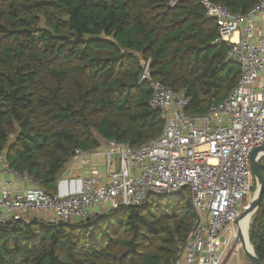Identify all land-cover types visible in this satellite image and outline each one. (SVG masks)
<instances>
[{"label": "trees", "instance_id": "1", "mask_svg": "<svg viewBox=\"0 0 264 264\" xmlns=\"http://www.w3.org/2000/svg\"><path fill=\"white\" fill-rule=\"evenodd\" d=\"M236 14L259 0H211ZM217 22L199 0H0V155L48 195L75 150L101 141L134 148L157 139L151 78L207 112L240 69L215 44ZM264 178V159L260 162ZM251 241L264 264V194ZM196 213L187 188L81 223L37 218L0 225V264H176Z\"/></svg>", "mask_w": 264, "mask_h": 264}, {"label": "built area", "instance_id": "2", "mask_svg": "<svg viewBox=\"0 0 264 264\" xmlns=\"http://www.w3.org/2000/svg\"><path fill=\"white\" fill-rule=\"evenodd\" d=\"M199 2L218 24L214 43L228 44L227 59L240 69L239 82L228 96L205 113H190L185 94L151 78L147 62L141 79L149 82L151 106L164 119L162 134L139 148L106 142L107 150L91 155L105 157L109 181L104 183L95 171L80 178L78 191L54 196L0 155V174L34 185L12 192L6 182L0 192V225L35 213L49 214L52 223H81L96 216L95 207L110 211L141 206L149 195L166 197L187 188L196 223L184 243L183 261L176 264H225L231 244L238 241L237 223L251 206L252 152L264 148V36L255 28V18L264 15V0L245 14L211 0ZM73 159L83 167L90 163L80 149Z\"/></svg>", "mask_w": 264, "mask_h": 264}, {"label": "crops", "instance_id": "3", "mask_svg": "<svg viewBox=\"0 0 264 264\" xmlns=\"http://www.w3.org/2000/svg\"><path fill=\"white\" fill-rule=\"evenodd\" d=\"M255 28L258 35L264 36V15L257 16L255 18ZM107 148V147H106ZM102 148V150H106ZM92 153V152H91ZM90 152H85V155L89 158L90 163L83 167L79 161L72 160L65 170L63 171L59 183L58 194H67L76 192L80 189V178L85 175H89L93 172H98L104 183L109 181L107 176V167L104 156H92ZM115 164V168H116ZM10 181V185L7 187L12 192L26 191L32 188L34 185L27 182L24 178H8L3 174H0V192L5 188L6 182ZM107 208L95 207L92 210L93 215H102L106 213ZM27 219V218H26ZM29 220V219H27ZM182 258V260H181ZM183 261V253L178 259V262Z\"/></svg>", "mask_w": 264, "mask_h": 264}, {"label": "rangeland", "instance_id": "4", "mask_svg": "<svg viewBox=\"0 0 264 264\" xmlns=\"http://www.w3.org/2000/svg\"><path fill=\"white\" fill-rule=\"evenodd\" d=\"M102 148H104V149L106 148V150L108 149V144L106 142H104V141H101V145H100V147L98 149H96L94 151H91V152L104 151V150H102ZM132 148H134V147H132ZM98 156L101 157V155H98ZM262 159H264V156H263ZM105 162H106V160H105ZM256 192H257V184H256V180H255L254 181V186H253L252 192H251V194L249 196L251 203L254 201V199L256 197ZM166 197H168V196H166ZM258 210L256 212H254L249 217V225L247 227V232H246V237H247L248 244L251 245V247L253 248L254 252H255V248H254V245H253V243L251 241L250 232H251V226H252L254 220L260 217V212ZM26 218L29 219V220H26V221H31V220L37 218L39 220H44L46 222L52 223V217L49 214H45V213H40V214H36V213L35 214H27L26 215ZM244 219L245 218H243L241 220V222ZM184 245L185 244H180L179 245L180 251L183 249ZM231 246L232 247L230 249V252L228 253V257L226 259L225 264H252L251 261L245 256L244 251H243V247H242V243H241L240 240L234 241L231 244ZM181 260H182V258H181ZM181 260L179 261V263H181Z\"/></svg>", "mask_w": 264, "mask_h": 264}, {"label": "water", "instance_id": "5", "mask_svg": "<svg viewBox=\"0 0 264 264\" xmlns=\"http://www.w3.org/2000/svg\"><path fill=\"white\" fill-rule=\"evenodd\" d=\"M263 156H264V148L255 149L251 155V169H252L253 176L256 180L257 192H256V197L254 201L251 203L250 208L244 212L243 214L244 218H247L248 216L250 217L261 206V202H262V198L264 194V178L261 173L260 162ZM194 229H195V226H194ZM237 239L241 241L244 254L251 261V263L261 264L253 248H252V251H249L247 249L245 235L241 229L239 222L237 223ZM182 253H183V249L180 251L178 259H180Z\"/></svg>", "mask_w": 264, "mask_h": 264}, {"label": "bare ground", "instance_id": "6", "mask_svg": "<svg viewBox=\"0 0 264 264\" xmlns=\"http://www.w3.org/2000/svg\"><path fill=\"white\" fill-rule=\"evenodd\" d=\"M249 225V216L247 218H245L241 223H240V226H241V229L245 235V240H246V245H247V249L249 251H252V247L251 245L248 244V241H247V237H246V232H247V227Z\"/></svg>", "mask_w": 264, "mask_h": 264}]
</instances>
